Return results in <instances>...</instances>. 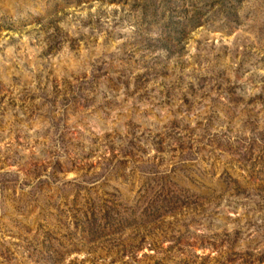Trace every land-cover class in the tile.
Returning a JSON list of instances; mask_svg holds the SVG:
<instances>
[{
	"label": "rangeland",
	"instance_id": "1",
	"mask_svg": "<svg viewBox=\"0 0 264 264\" xmlns=\"http://www.w3.org/2000/svg\"><path fill=\"white\" fill-rule=\"evenodd\" d=\"M0 264H264V0H0Z\"/></svg>",
	"mask_w": 264,
	"mask_h": 264
}]
</instances>
